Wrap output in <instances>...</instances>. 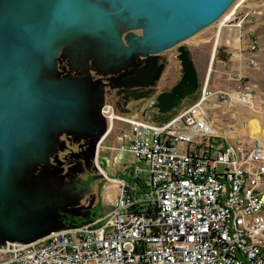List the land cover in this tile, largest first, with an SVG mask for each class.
<instances>
[{
	"label": "built area",
	"instance_id": "2783aa9c",
	"mask_svg": "<svg viewBox=\"0 0 264 264\" xmlns=\"http://www.w3.org/2000/svg\"><path fill=\"white\" fill-rule=\"evenodd\" d=\"M237 8L231 26L263 13L250 6L236 14ZM258 41L250 36V52ZM215 93L252 103L238 87L214 92L208 78L191 103L159 123L119 115L103 102L104 135L119 124L102 147L134 158L120 164L123 175L96 163L101 186L115 187L108 210L31 242L6 241L0 264H264V136L220 135L207 118Z\"/></svg>",
	"mask_w": 264,
	"mask_h": 264
},
{
	"label": "water",
	"instance_id": "95a60500",
	"mask_svg": "<svg viewBox=\"0 0 264 264\" xmlns=\"http://www.w3.org/2000/svg\"><path fill=\"white\" fill-rule=\"evenodd\" d=\"M234 1L0 0V245L34 241L63 228H51L50 193L41 200L35 186L42 178L60 186L47 164L60 133L81 135L72 131L76 125L100 129L106 123L91 71L125 72L140 59L145 64L131 69L128 79L123 75L122 85H148L162 67L158 53L177 46L182 76L156 97L155 107L165 113L198 87L182 43ZM60 58L76 74L62 77ZM91 90V112L80 118L73 110ZM31 217L36 225L38 217L42 220L30 233Z\"/></svg>",
	"mask_w": 264,
	"mask_h": 264
},
{
	"label": "rangeland",
	"instance_id": "374dc122",
	"mask_svg": "<svg viewBox=\"0 0 264 264\" xmlns=\"http://www.w3.org/2000/svg\"><path fill=\"white\" fill-rule=\"evenodd\" d=\"M240 1L241 4L236 9V14L250 6H258L262 8L263 13L259 16H249L241 23V26L239 27L231 26L233 23V16L237 15H232L228 21L220 25L216 20L214 23L199 30L197 33L182 43L188 50V57L193 59L195 64L198 76V87L194 93L186 96L178 106L173 107L171 110L163 113L160 112L155 107V103H153L155 100L154 98L157 97L161 92L165 90L168 91L171 89V86L175 85V82L182 73V67L179 59L177 58V46L167 48L158 53L157 57L163 58L164 64L162 65L161 69L154 74L153 80L148 85L125 86L122 85L124 77H119L116 81H111L108 84L107 79L102 78L101 76L111 74H102L103 72L95 71L98 77H94L91 72L90 74L92 75L93 80H97L98 82V84L95 83L96 86L94 89L101 92L100 100L111 103L115 112L119 115L148 119L154 123L162 122L176 113L182 106L191 103L195 99L198 94V88L202 85L205 78H208L203 77L206 73L205 71L207 67L209 66V62L212 61L210 65L211 72L208 79L209 88L214 90V92H216V90H225L232 94V92L236 91V88L238 87V90L241 92H249L252 99L251 104H242L230 100V97L227 99L220 98L219 94L215 93L212 99H214L215 103H218V105L214 106L211 110L212 113H215L214 116H209L212 118L214 117L213 122L215 129L218 130L217 126L219 125L223 131L218 130V133L224 137H227L229 140H232L238 136H264V67H261V65L256 62L257 59L255 58V55L250 54L249 57H246L242 60L243 62H247L248 66L255 70V72L253 71L254 73L250 76L247 73V75H245L243 72H239L237 69V67H239L238 60H231L229 56H227L228 58H225V61L223 59V62H220L218 59L219 53L222 52L223 49H226V52L229 54L230 52L232 53L233 51H238L240 47L239 41L234 39V35L238 39L239 37H241L240 39L243 37L245 40L242 41L241 46L246 44L247 47L250 36H258V34L264 32V0ZM229 35L230 38H228ZM254 38L256 39V37ZM258 43L259 45L256 51L262 49L261 43L259 41ZM247 50L249 51L248 48ZM62 58H60V62H57L58 73L62 77L76 74L72 70H67L65 63L66 60ZM250 58H253L254 60L256 59L255 65H251L249 63ZM123 74L126 76L125 79H128L133 75L129 71H125ZM237 75H241V78H237ZM248 79L250 82L252 81L256 85H254L256 90L252 89ZM244 87L247 88L245 89ZM146 90H148V93L143 95ZM91 97L93 100L95 99L94 90H91L90 95L85 96L83 103L74 108L73 113L80 118L90 113L93 106V100ZM256 115H258L260 118H258ZM253 116H256L258 119L251 120L249 122V117ZM98 120L99 121L97 122V125L102 124L100 118H98ZM118 124L119 123L117 122L115 126L117 127ZM116 127L115 129H117ZM115 129H112L110 134L108 133L107 135H104V132L106 131V123H104V126L102 125L100 129L95 128L94 126L91 129H85L83 125H76L72 131L75 132L80 130L81 135H74L71 133H66L65 131L58 135L57 140L55 141L56 146L54 151L47 158V164L50 165V171L53 170L55 173L52 175L58 177V174L60 173L59 170L61 169L68 173V171H70L69 169L71 168L72 170V167L76 165L77 161L79 160L75 154L79 153L82 155V152L84 151V154L86 153V155H88L87 149H90V151H92V156L90 158L92 162V172L99 174L100 178H92V180L86 186H80V190L76 189L78 188L77 186H79L76 181L78 178L60 177L56 179V183L60 185L59 187H54L55 182L50 181L52 179L49 178H42L40 179V183H36L38 187H35L39 191V193L36 194H43V198H41V200L45 198V193H50L48 202L51 203V211H49L48 218H50L49 222L50 226L52 225L51 228L61 226L63 228L79 226L87 222L86 216L91 210L92 213L95 210L97 216L103 212L105 213L108 210L110 201L115 197L116 194L115 187L111 186V184L106 181L104 183V187L101 186L103 180L101 179L102 176L98 171L96 163L106 170L108 174L113 175L116 174L115 170L120 168L119 166L122 162H129L133 161L134 159L129 153L125 152L120 154L119 151L112 153L108 149H104L102 147L104 144H108L113 140V137L115 136L114 134L116 132ZM84 132L87 133L85 134ZM96 149L98 150L97 154H94ZM81 157H83V155ZM83 162L86 163L85 159ZM137 164L140 167L146 166L145 161L141 160H137ZM52 166L54 167L52 168ZM120 174L123 175L122 172ZM25 179L28 180V178ZM25 210L24 214L26 215ZM66 216L85 221L78 222V224L65 226L63 218ZM31 220L32 221H30L29 224L30 233L34 232V229H37V227L40 226L42 219L38 217L37 225L33 224L34 217H31ZM1 246L2 245H0V247Z\"/></svg>",
	"mask_w": 264,
	"mask_h": 264
},
{
	"label": "crops",
	"instance_id": "0c3cea01",
	"mask_svg": "<svg viewBox=\"0 0 264 264\" xmlns=\"http://www.w3.org/2000/svg\"><path fill=\"white\" fill-rule=\"evenodd\" d=\"M229 30H232V29H229ZM231 36H232V34H231ZM241 36H242V34H241ZM258 39H259V42L261 43V46H262V49H260L259 51H256V52H254V53H252V52H250V51H248L247 50V47H246V44H243V46H241V43H242V41L243 40H245L243 37H242V39H240L241 37H239V39L238 38H236V36L234 35V39L237 41H239V45H240V47H239V49H238V51H233L232 53L230 52V54L228 53V52H226V49H223V51L222 52H220L219 53V61L220 62H223V59H224V61H225V58L227 57V56H229V58L231 59V60H238L239 61V63H238V65H239V67H237V69L239 70V72L240 73H244L245 75H247V74H249L250 76L255 72V70H253V68L252 67H249L248 66V64H247V62H243L242 60L243 59H245L246 57H249V55L250 54H252V55H255V58L257 59H255L256 60V62H258V64L259 65H261V67L263 66L264 67V32L262 33L261 32V34H258ZM228 38H230V35L228 36ZM228 58V57H227ZM192 61H193V59H191ZM210 60H211V56H210ZM212 62V61H211ZM211 62H209V66L207 67V69H206V73H205V75H204V77L203 78H205V77H208V79H209V74H210V65H211ZM194 63V62H193ZM195 65V64H194ZM196 68V67H195ZM248 68H250V69H248ZM254 71V72H253ZM196 72H197V70H196ZM247 73V74H246ZM249 80V79H248ZM249 82H250V80H249ZM250 85H251V87H252V89H254V90H256V88H255V84L251 81L250 82ZM255 85V86H254ZM166 91V90H165ZM218 105V103H215V100L214 99H212L211 100V102L209 101L208 103H207V118H208V120H210V121H212L213 122V119H214V117L212 118V117H209L210 115L211 116H214V114L215 113H212V109H213V107L214 106H217ZM178 106V105H177ZM176 107V106H175ZM208 113H209V115H208ZM258 118H260L258 115H256ZM256 116H253V117H249V119H248V121L250 122L251 120H256V119H258ZM247 121V122H248ZM214 123V122H213ZM218 125V124H217ZM218 127V130L219 131H223L222 130V128L218 125L217 126ZM217 129H216V131L217 132H219ZM109 144V143H108ZM105 145V144H104ZM120 167V166H119ZM115 172H116V174L118 175H121L120 173L122 172L121 170H120V168H117V170H115Z\"/></svg>",
	"mask_w": 264,
	"mask_h": 264
},
{
	"label": "flooded vegetation",
	"instance_id": "af4514ba",
	"mask_svg": "<svg viewBox=\"0 0 264 264\" xmlns=\"http://www.w3.org/2000/svg\"><path fill=\"white\" fill-rule=\"evenodd\" d=\"M156 62H157V66L163 65L164 64V59L160 58V57H156ZM179 62H180V60H179ZM144 64H145V62H143L142 60L139 59V60H137L135 62L134 67H129V68H127V70L130 71L132 69V70L136 71L137 69L142 67ZM123 71L124 70H122V71H120V72H118L116 74H111V75H102L101 77L102 78H106L107 81H108V84H109L111 81H114V80L116 81L117 78L123 77V75H124ZM91 72H92V75H94V77H98V75L95 73L94 70H92ZM181 76H182V73L179 76L178 80L175 82V84L180 80ZM147 91L148 90H146L143 95L147 94L148 93ZM154 99L155 100L153 101V103H156V97ZM87 154L88 155H86V153L84 154V151H83L82 152L83 157H81L82 156L81 154L76 153L75 156H77L79 158V160L77 161V164L72 167V170L70 168L69 169L70 171H68V173H66L65 170H62V169L59 170L58 169L59 172H60L58 174V178H60V177L61 178H78L76 180L77 183L79 184V186H77L78 188H76L78 190L81 189L80 186H86L92 180V178H100L99 174H95L94 172H92V162H91V159H90L91 156H92V151H87ZM94 154H96V150H95ZM88 158H89V162H88ZM84 159H85L86 163L83 162ZM53 167L54 166H52V168ZM65 173H66V175H65Z\"/></svg>",
	"mask_w": 264,
	"mask_h": 264
},
{
	"label": "trees",
	"instance_id": "16d2710c",
	"mask_svg": "<svg viewBox=\"0 0 264 264\" xmlns=\"http://www.w3.org/2000/svg\"><path fill=\"white\" fill-rule=\"evenodd\" d=\"M139 184V182H137ZM141 185V184H139ZM144 191L146 190L145 188V185L143 186H140ZM97 213L95 212V210L93 211L92 213V210L88 213V215L86 216V221H90L92 219H95L99 216H102L104 214L101 213L99 216L96 215ZM85 220H80V219H74V218H71L70 216H66L65 218H63V222L65 224V226H68V225H74V224H78V222H84Z\"/></svg>",
	"mask_w": 264,
	"mask_h": 264
},
{
	"label": "bare ground",
	"instance_id": "6f19581e",
	"mask_svg": "<svg viewBox=\"0 0 264 264\" xmlns=\"http://www.w3.org/2000/svg\"><path fill=\"white\" fill-rule=\"evenodd\" d=\"M239 1L240 0H235L231 4V6L217 19V23H219V25L223 24L224 22L228 21L231 18V14H232V11L234 10V8L239 7V5L241 4V1L240 2ZM233 26H238V25L234 24Z\"/></svg>",
	"mask_w": 264,
	"mask_h": 264
}]
</instances>
